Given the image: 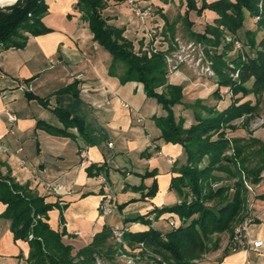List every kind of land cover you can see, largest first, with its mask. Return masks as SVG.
Returning a JSON list of instances; mask_svg holds the SVG:
<instances>
[{
  "label": "crops",
  "instance_id": "1",
  "mask_svg": "<svg viewBox=\"0 0 264 264\" xmlns=\"http://www.w3.org/2000/svg\"><path fill=\"white\" fill-rule=\"evenodd\" d=\"M45 1L48 9L42 21L49 30L37 35L27 33L23 47L0 50V175L52 204L47 222L54 230L65 229L64 241L73 244L75 250L91 244L105 226L129 232L155 227V221L165 213L156 216L151 211L179 201L171 190V183L187 164V152L179 142L167 141L161 136L156 117L165 115V111L157 100L148 96L141 84L123 82V65L111 71L112 55L93 38L89 22L76 9L78 0ZM114 3L117 2L110 1L103 14L110 24L125 29V37L134 43L136 50H146L153 45L157 49H168L171 29L186 22L183 18L186 4L170 7L153 4L154 14L146 22L151 23L156 34L152 31L149 42L137 38L138 34H128L133 26L131 20L106 13ZM120 4L131 7L128 0ZM194 11H190L188 17L193 23L192 30H203L217 16L213 11H205L201 15L202 22L197 24L192 20ZM135 16L137 22L140 18ZM133 27L137 33L142 29ZM183 70L169 75L168 79L170 83L184 86L183 104L175 106V112L185 119L186 128L196 124L199 116L207 115L205 107L223 110L234 99H221L218 89L224 87L208 79L207 87L198 89L194 96L200 104L189 106L187 89L191 94L196 92L191 87L203 86L198 77L190 79ZM247 84L251 87L253 81ZM235 98H241V102L255 101L253 94L242 98L240 93ZM58 109L69 111V120L79 119L82 130L62 120ZM7 110L16 114L14 123L9 122ZM238 126L228 135L252 136L264 141V125L252 134L244 125ZM82 148L88 150L90 158L85 167L80 164ZM97 171L102 172L97 174ZM121 176L125 179L121 184L123 193L120 199H113L112 212L105 216L101 204L107 194V183L114 196L113 188H117L118 181L113 179ZM59 177L72 187L63 195L45 188ZM147 178L149 181L145 182ZM153 180L158 186L157 193L146 196ZM252 186L248 208L256 219L249 227V234L263 244L233 250V232L226 231L222 233L218 250L190 264H264V170L262 181ZM6 207L0 202V264H31L30 242L15 238L11 220L3 216ZM169 214L174 218L173 213L166 215ZM140 215L152 223L130 220ZM125 246L130 253L142 249V245H136L134 250L128 244ZM153 264L167 263L153 260Z\"/></svg>",
  "mask_w": 264,
  "mask_h": 264
},
{
  "label": "trees",
  "instance_id": "2",
  "mask_svg": "<svg viewBox=\"0 0 264 264\" xmlns=\"http://www.w3.org/2000/svg\"><path fill=\"white\" fill-rule=\"evenodd\" d=\"M181 1L186 4L183 18L188 22L191 36L214 49L208 53V61L218 86H230L233 94L241 93L242 98L249 94L255 96L254 102L234 98L223 110L205 107L207 115L199 116L198 122L189 128L184 126L185 119L175 112V106L183 104L184 86L170 83L168 79L166 57L172 47L164 50L153 45L146 50H136L134 43L125 37V29L110 24L103 14L110 0H78L76 4V9L89 22L93 38L111 53V71L123 65V82L141 84L145 93L157 100L165 111V115L156 117L161 136L167 141L179 142L187 152V164L171 183V190L181 198L173 205L151 211L156 216L175 213L180 224L176 222L166 233L152 226L144 231L124 233V242L132 249L136 245L144 246L141 256L150 251L160 255L159 262L167 264H190L218 250L221 234L233 232L249 209L250 190L246 183L252 185L262 181L264 170L263 140L252 136L231 137L226 133L228 127L236 129L237 126H232L234 120L246 118L244 124L251 120L249 116L254 115L264 101V0ZM47 9L45 0H17L12 5L0 7L3 48L23 47L27 33L47 32L49 29L42 21ZM192 10L200 16L210 10L217 16L203 30H192L193 23L188 18ZM246 12L256 19L258 28L248 29L244 37L241 31ZM260 31L263 35L257 40ZM227 34L243 43L231 58L229 55L236 47L234 42L225 41ZM236 72L237 77L233 75ZM249 81H253L251 87L246 85ZM218 92L220 94V88ZM57 113L69 125L82 130L79 119L69 120V111L58 109ZM156 184L154 180L146 196L156 195ZM0 202L7 205L3 216L11 220L15 238L29 240L31 264H98L100 258L104 264H116L118 251H127L123 244L110 242L113 230L108 226L91 244L75 250L73 244L64 241L66 230H54L47 222L46 216L53 205L2 174ZM130 220L152 223L143 215Z\"/></svg>",
  "mask_w": 264,
  "mask_h": 264
},
{
  "label": "rangeland",
  "instance_id": "3",
  "mask_svg": "<svg viewBox=\"0 0 264 264\" xmlns=\"http://www.w3.org/2000/svg\"><path fill=\"white\" fill-rule=\"evenodd\" d=\"M110 1H114V0H110ZM115 1L117 3H114L109 8V10L106 11V13L107 14H113V16H115V15L121 16V17H124L128 20H131L130 22L133 26H136L139 28L141 26L142 29L138 33L135 31L134 27L131 26L128 29V34H133V36H135V34H138L137 38H141V39L145 38L146 41L150 42L151 38L153 36V32H154V34H156L155 33L156 31L155 30L153 31L154 27H152L151 23L150 22L144 23L140 19L136 22L134 20L136 18V16L134 14V11L132 10V7H125V6L121 5L120 1H123V0H115ZM150 1L154 5L163 4L164 6L166 5L169 7L172 5L181 6L182 4H184V2L181 0H169V1L168 0H150ZM136 2L140 6H144L146 4L145 0H136ZM10 5H12V4H10ZM4 6H8V5H0V7H4ZM244 16H245V23H244V26H243L241 33H243L242 36L245 37V31H247L248 29L256 30V28H258V25L256 23V19L249 12H246ZM159 17H163V16L159 15ZM192 20H195V22L197 24H199L200 22H202L203 19L200 15L197 14L196 11H194V13L192 14ZM174 26H175V24H174ZM177 31H179L180 33L178 34ZM189 31H190V29H189V25H188L187 21L185 22L184 25L181 24V26L179 28L173 27L174 33L173 32L171 33L172 39H170V44H171L170 47H172V48H171L170 52L168 53L166 60L168 63L169 75H171L173 73L176 74V72H178L182 68V69H184L183 71L186 73L187 77H189L190 79H195L197 77L199 78V83L201 84V86H203V88L202 87L201 88L191 87L192 91H193V89H194V91L196 90V92H192L191 94H189L190 89H187V91H186L187 96H188L187 100H190L189 101L190 103H188V104H189V106L194 107V106L200 104L194 98V96H196V94L198 92V89H204L205 87H207V81L206 80L212 79L213 82H216V80L210 74L205 75V74L201 73L200 69H198V67L195 65L196 60L190 61V58L192 56H194V58H198L199 56H201L202 59L205 62H207L209 59L208 53H212L211 50H214V49H213V47H211V46L208 47V46L204 45V43H201L200 41L196 40L194 37L191 36V33ZM262 35H263L262 31H260L258 33L257 40H259L262 37ZM242 36H241V38H242ZM228 37L231 38L230 41L228 40ZM244 37L242 38L243 40H244ZM225 41L226 42H234V44H235L236 41H238V40L233 38V36L231 34H227V35H225ZM138 42L139 41L137 39V43ZM149 42H148V45L150 44ZM190 42H195L197 45V49L195 51L185 50V53H183L184 50H183L182 46H184V48H186V45H188V43H190ZM234 46L236 47V44ZM219 49L221 50V47ZM187 51L190 52L191 55H188ZM238 51H240V49L236 47L230 53L229 57L231 58V57L236 56ZM229 63H231V62H229ZM171 64H172V66L177 65V69L174 70V72H170ZM204 80L206 82H203ZM246 85L248 86V84H246ZM223 89L221 90V92L223 91ZM221 92H220V97H221V99L224 100L226 97L223 98V96H221ZM227 97H230L231 99L235 98V95L233 94V89H232V96L230 95ZM160 111H162V110L160 109ZM249 117H251V120H249L247 123L244 124V122H245L244 119H246V118H239V119H236L233 121L232 126L235 125V126L239 127L238 125L242 124L245 126L247 132H249L250 134L253 133V130L260 127V125L263 126L264 125V101L261 102L260 108L258 109V111L254 115L249 116ZM241 119H243V121H241ZM226 129H227L226 130L227 135L235 130V129H232L229 127ZM228 153L231 154L232 150H229ZM113 180L118 181V183L116 182L117 188H113L114 198L120 199L119 195H121L123 193L122 189H121V184L124 183L125 179L121 176V177H118L117 179L114 178ZM147 181H149L148 178L145 182H147ZM153 182H154V180H153ZM250 192H252V191H250ZM134 193H137V192H134ZM175 194L178 195L176 192H175ZM180 198L181 197L177 196V199H180ZM122 199H124V197H122L121 200ZM166 214L167 213H165V215L163 217H161L159 220L155 221V225H154L157 229H160L165 233L168 232L169 230L173 229L170 222L168 221V218L171 217L172 214H169L168 216ZM173 216H174L177 224L179 225L180 224L179 216H177L175 213H173ZM221 238H222V234H221ZM109 240L113 244L117 243L113 236ZM141 245L142 244H140V247H141ZM124 247L126 248L125 245H124ZM134 249H136V248H134ZM143 249H144V246L142 245L141 250H139V251L134 250L132 253H130L129 251H122V252L118 251L117 257H116V264H128L129 259H133L135 261V263H137V264H153V260L158 261L160 259L159 254H156V253L154 254L153 252H150V251L149 252L147 251L146 256H141ZM126 250H127V248H126ZM206 255H204L203 258ZM98 264H104L103 261L101 260V258H100V260L98 259ZM106 264H110V263H106Z\"/></svg>",
  "mask_w": 264,
  "mask_h": 264
},
{
  "label": "built area",
  "instance_id": "4",
  "mask_svg": "<svg viewBox=\"0 0 264 264\" xmlns=\"http://www.w3.org/2000/svg\"><path fill=\"white\" fill-rule=\"evenodd\" d=\"M130 6L132 7V10L134 11V13L140 18L141 21L146 22V19H149L153 13H154V7L152 5V3H147L144 6H140L135 0H128ZM228 40L230 41L231 38L228 37ZM236 47L241 49L242 48V44L240 41H236ZM3 48V44L0 43V50ZM184 52L185 50H190V51H195L197 49V45L195 42H190L188 43V45H186V48H184V46H182ZM188 52V51H187ZM186 52V53H187ZM188 55H191L190 52H188ZM196 63L195 65L198 67V69H200L201 73L205 74V75H214V71L211 67V63L209 61L205 62L201 56H199L198 58H194V56H192L190 58V61H195ZM204 61V62H203ZM170 72H174V70L177 69V65H173L171 64L170 66ZM235 77L238 76V73L236 72ZM232 96V88L230 86H227L223 89V91L221 92V96H223V98L227 97V96ZM7 117L9 122H13L17 120V116L14 112L7 110ZM110 146L113 145V143H109ZM80 155V164L81 167H85L88 166L89 162H90V158H89V154H88V150L86 148H82L79 152ZM102 176V175H101ZM103 177V176H102ZM104 181L106 182V178H104ZM248 189L250 191H253V187L249 184L246 183ZM45 188L52 192V193H57L59 195H63L67 192H69L70 190H72V187L68 186L67 183L65 182V180L62 177H59L58 179L54 180L53 182L47 183ZM114 196L112 195V187L110 185H108L107 183V194L105 195L104 199L102 200V204H101V209L103 214L106 216L108 214H110L112 212V202H113ZM256 217L250 212V210H247L246 216L244 218V220L242 222H239V224H237L234 228L233 231V235L231 238V246L233 248V250H238V249H249L252 247H260L263 244L262 240H254L251 238L250 234H249V227L250 225L255 221ZM170 224L172 226H174L176 224V221L173 217L170 218L169 220ZM113 230V237L115 239V241L118 244H123V246L125 245L124 242V233L126 231V229L123 228H115L112 229ZM128 264H137L135 263V261L133 259H129Z\"/></svg>",
  "mask_w": 264,
  "mask_h": 264
},
{
  "label": "bare ground",
  "instance_id": "5",
  "mask_svg": "<svg viewBox=\"0 0 264 264\" xmlns=\"http://www.w3.org/2000/svg\"><path fill=\"white\" fill-rule=\"evenodd\" d=\"M15 1H17V0H1V1H0V5H2V4L14 3Z\"/></svg>",
  "mask_w": 264,
  "mask_h": 264
},
{
  "label": "water",
  "instance_id": "6",
  "mask_svg": "<svg viewBox=\"0 0 264 264\" xmlns=\"http://www.w3.org/2000/svg\"><path fill=\"white\" fill-rule=\"evenodd\" d=\"M0 1H1V0H0ZM15 2H16V1H15ZM15 2H14V3H15ZM14 3H9V4H2V5H10V4H14Z\"/></svg>",
  "mask_w": 264,
  "mask_h": 264
}]
</instances>
